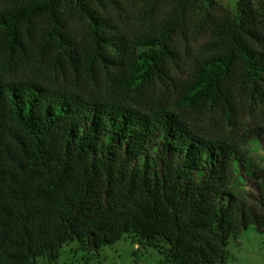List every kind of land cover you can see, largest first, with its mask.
Instances as JSON below:
<instances>
[{"label":"trees","instance_id":"obj_1","mask_svg":"<svg viewBox=\"0 0 264 264\" xmlns=\"http://www.w3.org/2000/svg\"><path fill=\"white\" fill-rule=\"evenodd\" d=\"M236 4L170 107L148 91L192 9L217 0H143L136 27L104 11L122 0H0V264L53 263L73 241L97 255L126 234L161 264H226L231 238L264 233V126L243 147L186 116L231 106L235 84L264 101V17Z\"/></svg>","mask_w":264,"mask_h":264},{"label":"rangeland","instance_id":"obj_2","mask_svg":"<svg viewBox=\"0 0 264 264\" xmlns=\"http://www.w3.org/2000/svg\"><path fill=\"white\" fill-rule=\"evenodd\" d=\"M262 17H264V0H252ZM237 0H217V5L207 10L205 5L192 9L187 18L185 33H180L175 40L179 51V59L171 63L168 76L158 81L148 91L151 101L166 106H175L179 88L189 78L197 58L207 54L205 39L213 21L221 16L233 15L237 11ZM143 0H122V8L106 6L104 11L115 20L124 21L130 27H136L140 21ZM165 8H159L162 15ZM69 30L77 37L86 29V21L81 16L68 17ZM264 26V24H262ZM264 50V43L259 46ZM40 50L33 45L32 55L38 56ZM33 56V57H34ZM35 59V58H34ZM101 84L110 82V75L104 73L100 77ZM232 105L225 107H205L186 111L188 120L197 128L211 136H223L232 141H245L254 133L262 131L264 126V101L255 98L250 91L233 85ZM254 159L258 156L252 152ZM227 250L229 256L226 264H264V233L250 227L237 240L231 238ZM87 255L79 249L76 241L63 245L57 261L49 263L47 258H39V264H161L163 255L154 246L143 245L140 241L133 242L126 234L119 241L103 246L97 255Z\"/></svg>","mask_w":264,"mask_h":264}]
</instances>
